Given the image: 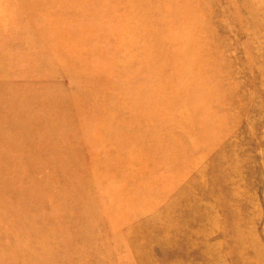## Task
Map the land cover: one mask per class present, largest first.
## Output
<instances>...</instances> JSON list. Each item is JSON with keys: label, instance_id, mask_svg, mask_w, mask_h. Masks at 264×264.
Here are the masks:
<instances>
[{"label": "rangeland", "instance_id": "374dc122", "mask_svg": "<svg viewBox=\"0 0 264 264\" xmlns=\"http://www.w3.org/2000/svg\"><path fill=\"white\" fill-rule=\"evenodd\" d=\"M24 8L52 22L0 29V264H264V0Z\"/></svg>", "mask_w": 264, "mask_h": 264}, {"label": "bare ground", "instance_id": "6f19581e", "mask_svg": "<svg viewBox=\"0 0 264 264\" xmlns=\"http://www.w3.org/2000/svg\"><path fill=\"white\" fill-rule=\"evenodd\" d=\"M24 5L28 6L29 4H24ZM28 11H29L28 9L24 8L22 11L16 12L14 14V16L9 17L7 19H4V20H2L0 22L1 23L0 24V29L3 30V36H2L3 38H7V39H12L13 37L18 38L16 36L17 34L15 35V32H16L15 30H16L17 26L9 24V23H12V22H16L15 24L19 25L20 28H21V26H26L27 27L28 23H30L32 21L31 19H33V20L40 19L41 23L43 25L47 24V26H48L49 23L52 22V20L48 19L47 16L46 15L44 16L43 14L40 15V17L34 16V18H33V16H28V15H26V13ZM16 41L21 42V39L20 40H16ZM7 44H9V43H7ZM0 48H1V44H0Z\"/></svg>", "mask_w": 264, "mask_h": 264}]
</instances>
